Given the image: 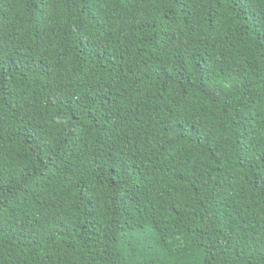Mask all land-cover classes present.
Wrapping results in <instances>:
<instances>
[{
    "label": "trees",
    "instance_id": "obj_1",
    "mask_svg": "<svg viewBox=\"0 0 264 264\" xmlns=\"http://www.w3.org/2000/svg\"><path fill=\"white\" fill-rule=\"evenodd\" d=\"M0 264H264V0H0Z\"/></svg>",
    "mask_w": 264,
    "mask_h": 264
}]
</instances>
